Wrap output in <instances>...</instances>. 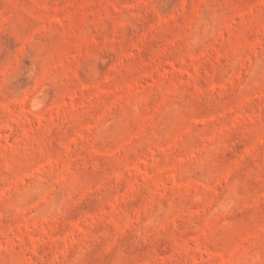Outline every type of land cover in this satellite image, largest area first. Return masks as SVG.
<instances>
[{
    "label": "rangeland",
    "instance_id": "374dc122",
    "mask_svg": "<svg viewBox=\"0 0 264 264\" xmlns=\"http://www.w3.org/2000/svg\"><path fill=\"white\" fill-rule=\"evenodd\" d=\"M0 264H264V0H0Z\"/></svg>",
    "mask_w": 264,
    "mask_h": 264
},
{
    "label": "bare ground",
    "instance_id": "6f19581e",
    "mask_svg": "<svg viewBox=\"0 0 264 264\" xmlns=\"http://www.w3.org/2000/svg\"><path fill=\"white\" fill-rule=\"evenodd\" d=\"M39 102H40V101H37V99L34 100V106H33V107H34L35 109L39 107ZM40 105H41V102H40Z\"/></svg>",
    "mask_w": 264,
    "mask_h": 264
}]
</instances>
